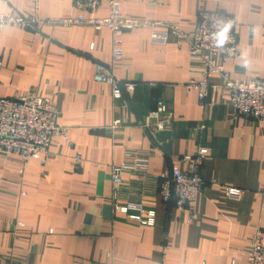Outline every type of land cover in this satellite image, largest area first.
Segmentation results:
<instances>
[{
    "label": "crops",
    "instance_id": "0c3cea01",
    "mask_svg": "<svg viewBox=\"0 0 264 264\" xmlns=\"http://www.w3.org/2000/svg\"><path fill=\"white\" fill-rule=\"evenodd\" d=\"M118 1L124 15L172 23L186 34L193 33L201 10L233 16L238 57L216 62L232 79H264V0ZM78 12L72 0H0L5 15L59 19ZM108 13L105 0L95 11H83L87 17ZM111 42L108 29L84 24L0 28V97L35 91L49 99L71 141H53L46 156L26 164L0 147V264H248L255 233L264 245V118L236 117L217 74L207 78L201 105L186 85L203 79L202 61L190 56L183 37L152 43L150 28L122 35L123 56L114 72L137 83L133 94L124 92L125 105L93 78L95 63H111ZM158 101L174 112L164 142L143 126ZM127 148L153 150V181L173 165L184 169L185 155L206 148L201 173L215 183L178 209L174 199L162 202L156 182L126 173L116 200L111 168ZM226 187L244 193L230 197ZM126 200L154 209V225L129 220Z\"/></svg>",
    "mask_w": 264,
    "mask_h": 264
},
{
    "label": "built area",
    "instance_id": "2783aa9c",
    "mask_svg": "<svg viewBox=\"0 0 264 264\" xmlns=\"http://www.w3.org/2000/svg\"><path fill=\"white\" fill-rule=\"evenodd\" d=\"M103 0H72V6L79 12L76 15L59 18L45 19L36 15L25 16L14 13L11 15L0 14V28L5 26L27 27L40 30L44 25L72 27L74 25H90L98 29H108L112 33L111 63H95L94 80L105 83L111 88V95L115 100H123L124 92L131 95L136 88L135 81H121L114 72V66L123 56L122 35L136 29L150 28V40L154 44L163 45L169 35L183 37L189 45V54L192 58L202 61L204 70L201 81H190L188 89L197 91L198 100L204 104L210 84L207 78L213 74L221 77V86L229 93L230 102L236 117L251 120L264 118V79L257 75H250L245 80L231 78L222 64L216 58L226 61L236 58L239 54L237 45L235 18L221 10H201L192 34L184 33L177 25L159 20H142L121 13L122 5L118 0H105L109 5V13L105 17L85 16L83 11H95ZM150 4L156 2L148 0ZM3 60L0 58V71ZM174 112L164 101H158L156 108L144 118L143 126L148 134L156 139L161 132L171 128ZM120 120L116 119L114 127L119 126ZM201 127H204L201 125ZM64 140L69 145L68 129L57 123V111L49 99L39 96L35 91H28L18 97H0V147L6 153L19 155L22 164L30 162L39 154L47 155L53 141ZM159 145L161 143L159 142ZM151 149L127 148L123 153L122 161L113 165L110 178L112 191L118 200L126 184L124 174L139 175L143 181H153L149 175ZM209 153L206 148H199L193 155H185L182 160L184 169L173 165L167 172L154 178L157 192L162 202L167 203L174 199L178 209H185L192 205L197 196L215 181L203 178L201 170L203 162ZM80 155L76 156V160ZM45 159L42 160L44 162ZM230 197H241L242 189L226 187ZM124 213L131 221L143 226H153L156 211L147 208L141 200H126L122 205ZM248 264H264V245L260 234L255 233L251 238V247L247 252Z\"/></svg>",
    "mask_w": 264,
    "mask_h": 264
},
{
    "label": "water",
    "instance_id": "95a60500",
    "mask_svg": "<svg viewBox=\"0 0 264 264\" xmlns=\"http://www.w3.org/2000/svg\"><path fill=\"white\" fill-rule=\"evenodd\" d=\"M170 136V132L169 131H164V132H161L157 135V139L164 142L166 141V139H168ZM167 148H169V145H166Z\"/></svg>",
    "mask_w": 264,
    "mask_h": 264
}]
</instances>
